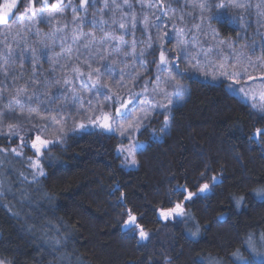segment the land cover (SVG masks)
<instances>
[{"label": "trees", "instance_id": "1", "mask_svg": "<svg viewBox=\"0 0 264 264\" xmlns=\"http://www.w3.org/2000/svg\"><path fill=\"white\" fill-rule=\"evenodd\" d=\"M171 1L152 0L150 6L156 10L145 14L139 9V0H129L134 7L126 11H135L140 23L134 36L129 30L124 39L144 41V15L152 24H159L161 34L168 31L172 22L164 15L163 4H173ZM55 2L50 0L49 6ZM71 3L75 6L79 0ZM102 4L103 0H94L93 6H86L85 15L100 20ZM71 9L63 8L60 17L69 20ZM218 11L212 8L205 15L213 13V17ZM224 11L234 22L211 19L219 37L245 47L255 40L253 48L263 54L264 11L257 13L252 7L237 11L230 6ZM120 15L116 12L115 18ZM111 17L112 12L103 17L109 20L104 30L115 39L123 33L118 25H111ZM79 25L85 34L92 32L97 37L102 33L97 26ZM36 27L24 35L30 40L28 49L22 40L17 41L21 38L17 33L14 40L0 36V52L6 51L3 42L7 39L19 57L6 65L11 73L7 78L0 67V111L8 109V100L17 88H25L27 94L35 92L39 97L31 105L40 109L32 114L35 119L55 115L74 121L85 102L71 99L62 74L49 67L51 51L57 47L49 32L52 25L39 22ZM61 32L57 36L69 42V30ZM33 48L45 51L46 56L33 60ZM3 63L0 56V65ZM192 71L189 78L177 75L186 93L169 108L167 131L162 130L161 121L153 123L152 132L142 131L139 139L144 146L135 154L134 167L124 165L119 157L117 135L83 129L43 153L44 175H36L34 181L24 160L33 156L29 149L23 152V159L14 157L11 149L20 146L18 139L1 137L0 175L6 171L8 177L6 182L0 180V259L10 264H243V257L259 264L264 259L256 255L264 254V199L253 189L264 187V137H250L256 128L264 127V114L232 94L224 80L208 81ZM41 102L51 111L44 112ZM15 111L19 114L20 109ZM24 115H29L26 109ZM24 127L21 136L32 125ZM36 134L32 131L31 137ZM206 168L210 171L201 179ZM204 183L211 185L207 194L184 203L187 215L166 221L159 216L161 209L183 200L172 194L177 186L199 193ZM241 196L243 202L238 204ZM121 199L122 204L118 203ZM129 208L150 234L149 239L140 241L138 233L133 237L123 227L127 217L121 214ZM249 238L257 247L255 253L247 247Z\"/></svg>", "mask_w": 264, "mask_h": 264}, {"label": "rangeland", "instance_id": "2", "mask_svg": "<svg viewBox=\"0 0 264 264\" xmlns=\"http://www.w3.org/2000/svg\"><path fill=\"white\" fill-rule=\"evenodd\" d=\"M151 1L152 0H139V3H140L139 6H141V3L145 5L144 8L140 7L139 9L144 10L145 14L155 12L156 8L153 9L154 5L150 6V4L152 3ZM227 1L230 4L232 3V0H226V2ZM119 2L122 3V0H119ZM171 2L173 4H169L167 6L163 4V6H165L164 15L166 14L165 16L166 17L168 16L167 18H169L172 22L171 27L167 31L170 34L169 35L170 42L168 44L164 43V47L165 49L168 50L169 57L172 60H175L181 48L185 50V54H186L185 58L179 61L180 73H185V70H187L186 75H188L189 70H193L192 71L193 75H197L199 77H202L203 79H206L212 82L224 80L226 85L228 86V84L232 82V78L222 77L219 70H214V66H217L220 64H227L229 71H231L232 70L231 64L235 63L237 60H240L241 57H243L242 63L245 65L247 64L249 60H251L252 62L256 64L264 65V53L262 54L261 51H256V50L253 51V47L256 48V44H254L255 40L247 43V47H245L244 43H241L238 41L237 43L236 40L231 41V40L221 39L218 35L217 30L215 29L214 23L211 22V19H209L210 15L213 13L205 15V11H206L205 10L203 13V19H202L200 8L198 6H194V5H198L199 0H172ZM238 2L246 5V7L250 5V7H252L253 10H255L257 13L264 11V0H238ZM78 5L79 3L75 6H78ZM257 5H260V7L257 8L256 7ZM36 6L39 7L40 5L38 4ZM232 9L240 11L243 8H240V9L232 8ZM49 10H51L50 6H49ZM64 11L65 10H63L62 8L56 14L55 18L52 19L51 21H49L48 19L47 12H45L44 14L45 18L42 23L47 24V26L48 24L52 25V28L49 29V32L53 34V37H52L53 43H55L57 46L55 50L51 51L53 55V60H52L53 62L51 61V63L49 64V67L51 69L57 68L56 71H59V73L62 74L63 82H64L65 76L67 77V80L69 81V83L66 84L67 85L66 88L68 89V94L70 98L71 99L75 98V100L84 101L85 105H81L82 113L78 117H76V120L66 121L67 119L58 118V122L55 123L52 127L48 128V131L45 135L49 139H54L58 129L60 128L64 129L63 138L60 139L58 142L49 145L48 149L56 145L59 146L65 140L67 135L71 133L78 132L83 129L84 130L85 129H99L107 133H113L117 135L120 141L118 149H117L119 157L121 158L124 165L128 167H134L135 165H131L130 161L126 160L128 153L120 152L119 149L121 147L125 149L131 147L134 153V158H135V154L138 152L139 149H141L144 146V142L139 139V136L142 134V131L149 129L152 132L151 126L153 125V123L157 121H161L164 127V118L167 115V112L172 105H169L167 109H159V108H156L155 105L157 104V102H160V101H163L166 104L167 100L164 99L162 93L163 92L171 93L172 84H174L177 80L180 83L181 81L176 75V73L173 72L172 81L166 84L165 81L168 78L167 72L158 73L156 71L155 64H152L151 66H149V62L152 61L153 59V56L151 54H148L144 58L143 66H141L140 63L135 62L130 55L125 56V53H131L133 51V49L130 47L134 39L133 37H131L130 40H127L129 47L123 48L119 53H117L116 51V48L118 47V45H115L114 42L120 36H117L114 39L112 37L111 32L107 30H104V32H102L96 37V41L99 42L107 33L108 38L110 39V41L113 42L111 45L104 46V48L106 49V51L104 52L100 51L98 43L96 46H91L89 40L74 41L73 39L74 35L78 36L80 35V33H84L79 28L80 26L79 24L82 23L81 20L87 14L85 15V11L83 9L75 13L71 9L72 16L69 20H67V19H62L60 17L61 14L64 15ZM74 17L77 18L75 20V23L73 22ZM181 17L183 18L181 19ZM92 20L93 19L90 18V16H86V21L83 23H87L91 27H93L94 25L91 23ZM57 21L60 22L61 31H64L63 30L64 25L67 24V30H69V33L71 35L69 42H65L62 36H59V37L57 36V33H56ZM39 22L40 21L38 20H34L32 22V32L35 31V29L37 28L36 25L39 24ZM8 27L11 29V32H12V35H10L9 37H12L14 40V38H17V37H14L15 34L18 33V31L21 32L24 25L22 23L17 24L13 21L11 24H9ZM75 28H79V32H74ZM160 30L161 29H158V27H152L146 30L143 26L142 32L145 35V39L144 41L142 40V43H140L139 41L138 46L135 48V52L139 53L141 50L147 49L149 37H151L152 41L156 45L155 59L158 61L161 38L163 37L162 36L163 33H165V30H162L163 33L161 34ZM61 31L59 32V34L62 33ZM6 32H7V29L0 28L1 38L5 36ZM90 33L92 34V32ZM25 34L28 35L29 33L23 32V35ZM26 38L28 39V37ZM17 41H21V38L17 39ZM29 41L30 40H27L26 44L23 41H21L20 43H22V45L25 46V49L26 48L28 49ZM46 41H47V44H48V41L49 43H51L50 38L49 40H46ZM85 45H89V47L86 49ZM260 48L261 49L264 48V35H263L262 47ZM62 51H63V55H60ZM109 51L111 52V55H108ZM148 51L150 52L151 50L149 49ZM101 55L107 56V59L105 61H101L100 59ZM88 63H91L93 68L101 67L103 63H107L113 67L115 79H113L112 76L108 74L103 75V78H102V82L110 86L112 94H118L125 100L131 99V97L128 94L129 92L140 95V99L135 101L134 105L132 103L128 105V107L131 109L130 114L125 118L118 119L112 131L104 130L99 127V123L102 122V120L98 121L95 124L92 123V119H94L96 116L102 117L103 112L111 111L113 115L115 114V109L109 107L110 102L106 101V98L104 96L97 95V93L92 91L90 87L82 86L79 79H74V73L72 69L76 66H82V71L85 73V79H87L88 69L86 65ZM65 66H67L66 69H65ZM148 68H151L152 70L150 74L146 73V69ZM129 72L131 73V76H128ZM262 72H264V68L256 67V68L248 69V74L257 78V82L252 83L251 81H248V88L246 90H248L250 93L249 98L247 99V102L251 106L254 102L252 99V91H255L256 93L255 103L257 106L254 109L257 112L264 114V111L260 110V105L262 102H264L260 98L261 91H264V85H261L259 83V77L261 76ZM121 73L125 74L123 78V87H121V84H120ZM138 73L144 74V75L139 80V82L134 85L131 77H135ZM204 73H207L208 75L205 76ZM157 76H159V82H157L156 80ZM213 77H217V78L213 79ZM244 80L245 81L247 80V76L244 77ZM243 82L244 81H241V83ZM145 89H147V91H145ZM231 93L239 97L242 95L236 92H231ZM174 100H175V103H177L180 100V97H174ZM116 106H119V105H116ZM161 111H163L164 113L163 115L158 114ZM145 116H147L148 118L142 119ZM52 117H56V116L51 115L43 120H40V117H36L35 120L39 121V123L43 125L44 120L50 121ZM6 123L7 122H5L3 126H0V138L1 137L6 138L7 136L13 138L8 132ZM27 123L33 125V121L25 122L24 120H22L21 128L23 129V131L25 130L24 126ZM81 123L85 125V128L81 129L79 127ZM136 123L143 124V127L140 129V131L136 130L135 128ZM130 126H131V130H130ZM23 131H20L15 137L16 139H18L20 145H21V142L19 138L21 137ZM122 131L125 133L124 136H121ZM12 149H11V154L14 157H17L20 159H23V152L26 149H29L30 151L29 153L32 154L33 156H31V158H28V160L24 159L26 162V168L30 171V174H32V176L39 175V173L35 172V170L32 168L31 163H30V160L35 159L34 152L30 148V140H29L28 147H24V148H21L20 146L15 147V149L21 152L20 156H17L16 153L12 151ZM7 177H8L7 172L2 171L0 175V180L2 182L3 181L6 182ZM179 217L180 216H177L175 218L178 219ZM175 218H169V219L173 220ZM162 219L166 221L164 218ZM256 251H257V247L255 248V252Z\"/></svg>", "mask_w": 264, "mask_h": 264}, {"label": "snow or ice", "instance_id": "3", "mask_svg": "<svg viewBox=\"0 0 264 264\" xmlns=\"http://www.w3.org/2000/svg\"><path fill=\"white\" fill-rule=\"evenodd\" d=\"M49 2L50 0H3L2 3H0V28L7 29V32L5 33V36L12 35L11 29L8 27L9 24H11L13 21H15L17 24L22 23L24 25L21 32H18L17 35L21 37V40L26 44L27 38L23 35V32L32 33V22L34 20H38L40 22L44 21V14L47 12V16L49 21L55 18L56 14L62 9V8H68L71 7L72 11L79 12L80 10H84L85 13L87 11L86 6H93L94 0H79L78 6H73L71 3V0H68V3L65 4L64 0H56L55 3L50 4L49 10ZM96 3H99V0H95ZM39 4L40 6L37 7L36 5ZM23 6V11H20V6ZM198 6L201 10V18L203 19V13L205 10H210L212 8L219 9L213 17H209V19H217L218 21H227L229 23H233L234 20L232 18H229L225 14V9L229 6L234 9H240L245 8L246 5L239 3L238 0H232L231 4H226L225 0H199ZM134 6L129 3V0H122V3L119 2V0H103V4L98 9L99 16L101 17L100 20L93 19L92 24L94 26H97L100 28V30L103 32L104 28L108 26L109 20L104 19L103 17L108 14V12H112L111 17V25L113 27L118 25L119 30L122 31V35L114 42L115 45H118L116 48L117 53H119L123 48L129 47L127 41L124 39V36L129 33V30L132 31L133 36L135 31L137 30L138 24L140 23L138 19V14L135 11H126L131 10ZM145 5L141 3V8H144ZM247 7H250L248 5ZM257 8L260 7V5L256 6ZM116 12H120L121 15L119 16V19L115 18ZM234 15H239V12L234 13ZM183 17H181L182 19ZM77 18L74 17V23ZM159 19V17L157 18ZM86 21V16L81 20V22ZM143 24L144 28L150 29L152 27H159L158 24L154 25L152 22L148 19V17L145 15L143 18ZM67 30V24L64 25V29ZM61 31L60 28V22L57 21L56 24V33H59ZM74 32H79V28H75ZM169 33L167 30H165L164 36L161 38V44H160V51H159V60L157 61L155 59V52H156V45L152 41L151 37H149L148 41V48L141 50L139 53L135 52V48L138 46V43L135 38L133 39L132 44L130 47L133 49L131 53H125V56L130 55L132 59L135 62L140 63L141 66L144 65V58L151 54L153 56V59L151 61L152 64L156 65V71L159 72H167L168 78L166 79L165 83H170L173 79L172 73L175 72L178 76H183L184 78H189L186 75L187 70H185V73H180L179 71V61L181 59H184L186 54L185 50L183 48L180 49L177 57L175 60L170 59L168 50L165 49L164 43L169 40ZM74 41H80V40H89L91 46H96L97 43L99 44V48L101 52L106 51L104 48L105 45H111L113 42L110 41V39L107 36V33L105 36L99 41H96V37L94 34L88 33H80V35L73 37ZM4 49L6 51L0 52V56L3 57L4 63L3 65H0V67L4 68L3 75L5 78H7L11 73L7 71L6 65L13 61L14 59H18L19 57L16 56L15 49L11 47L7 43V39L3 42ZM19 46V45H18ZM89 45H85V48L87 49ZM151 50L150 52L148 50ZM255 49L253 48V51ZM70 51V50H69ZM60 55H63V51ZM108 55H111V52H108ZM31 56L33 60H35L38 56H46V52L43 50H38L36 48L31 49ZM25 60L27 59V53L25 51L24 57ZM101 61H105L107 59V56L101 55L100 57ZM243 57H241L240 60H237L235 63L231 64V71H229L227 64H220L217 66H214V70H219L222 77L232 78V82L228 84V89L231 92H236L238 94H242L240 96V99H243L245 102H247V99L249 98V91L246 90L248 88V81H251L252 83L257 82V78L253 77L252 75L248 74L249 68H264V65L256 64L249 60L247 64H243ZM34 67H38V65H34ZM88 71H87V79H85V73L82 71V66H76L72 69L74 73V79H79L82 86L84 87H90L92 91L96 92L97 95L104 96L106 98V101H109V107L115 109V114L113 115L111 111L109 112H103L102 117L96 116L94 119H92V123H97L98 121H101L99 123V127L104 130L112 131L114 128V125L118 119L127 117L131 109L128 107L130 103L134 105V102L140 99L139 94H134L129 92V96L131 97L130 100L123 99L118 94H112L111 88L108 84L102 82L103 75L108 74L111 75L113 79H115L114 75V69L111 65L107 63H103L101 67L93 68L91 63H88L86 65ZM67 66H65V69ZM103 69V70H102ZM151 68L146 69V73H151ZM144 74L138 73L135 77H131L133 80V84L139 82V80L142 78ZM205 76H207V73H204ZM125 74L121 73V87H123V78ZM128 76H131V73H128ZM247 76V80H244V77ZM217 77H213V79H216ZM157 82H159V76L156 77ZM241 81H244L241 83ZM15 82V80H14ZM33 83H38L37 81H32ZM150 82V81H149ZM223 83V81H221ZM64 83L67 84L69 81L67 80V77L64 78ZM147 83V82H146ZM259 83L261 85H264V72L261 73V76L259 77ZM147 91V89H145ZM186 90L184 89L183 85L177 80L174 84H172V92H163L162 95L165 100H167V103L165 104L163 101L157 102L155 105L156 108L159 109H167L169 105H174L175 100L174 97H180L185 95ZM55 93H53V97H55ZM260 98L262 101H264V91H261ZM252 99L253 104L252 107L255 108L257 105L255 103L256 99V93L255 91H252ZM39 101V97L36 95V93H32L31 95L27 94L25 88H17L16 92L9 98L8 100V109L6 111H0V126H3L6 123V127L8 129L9 134L15 138L16 135L23 131L21 128V120L23 119L25 122L27 121H33L32 128L28 130V132L20 137L21 140V148L28 147L29 146V140H30V148L33 150L35 159L30 160L32 168L35 170V172L39 173V175L43 176V168L41 167V161H42V153L46 152L49 145L58 142L60 139L63 138L64 129L60 128L57 130V133L54 137V139H49L45 135L48 131L49 127H52L55 123L58 122L57 117H52L51 120H44L43 125L39 123V121L35 120V117L32 114L38 113L40 109L32 107L33 101ZM75 101V98H74ZM51 102V101H49ZM146 103V102H144ZM119 105V106H116ZM27 106V107H26ZM19 108L20 112L19 114L16 113V109ZM41 108H43L44 112L51 111V109L45 107L43 103L41 102ZM25 109L29 113L28 116H25ZM260 110L264 111V102L260 105ZM159 115H163V111L158 113ZM148 117L145 116L142 119H147ZM41 120H43V117H40ZM169 124V117L165 116L164 118V129L163 131H167V126ZM79 127L81 129L85 128L84 124H80ZM143 127L142 123H136L135 128L137 131H140V129ZM131 130V126H130ZM35 131L37 134L34 138L31 137V132ZM125 133L122 131L121 136H124ZM261 137H264V127L262 128H256L255 132L251 135V139L257 140ZM0 151H3V149H0ZM13 152L16 153L17 156L21 155V152L17 149H12ZM120 152H127L128 156L126 157V160H129L131 165H136L137 161L134 158V153L131 147L125 149L121 147L119 149ZM210 171L209 168L205 169V173L201 174V179L206 176V173ZM36 177L33 176V180L35 181ZM212 184H215L216 177L213 176L212 178ZM211 185L209 183H204L199 188V193H193L192 191H189L186 188H182L180 186H177L175 189H173V193L175 195L183 196L182 202L175 203L174 206H169L166 210L161 209L159 212V216L164 218L165 220L169 218H175L177 216L181 215H187V213L184 211V203L190 201L193 199L195 195L203 194L207 191H209ZM253 192L264 199V187H260L257 189H253ZM123 196V194H122ZM244 197L241 196L237 199V203L240 204L243 202ZM118 203L122 204L123 199L118 201ZM169 204L171 205V200H169ZM126 215V219L123 221V227L128 230L129 233L133 237L136 236L138 233L140 241H145L149 239L150 234L144 230L142 225L139 223V218L133 213L132 209L129 208L126 210V212L121 214ZM198 231V230H197ZM196 233H193L195 235ZM58 243V242H57ZM247 247L250 251L255 253L256 245L252 242L251 238H249ZM234 255L239 256V253H236ZM256 255L264 256V254L256 253ZM240 259L243 261V264H253L252 261L246 260L243 257H240ZM0 264H10L5 259H0ZM259 264H264V259H262Z\"/></svg>", "mask_w": 264, "mask_h": 264}, {"label": "flooded vegetation", "instance_id": "4", "mask_svg": "<svg viewBox=\"0 0 264 264\" xmlns=\"http://www.w3.org/2000/svg\"><path fill=\"white\" fill-rule=\"evenodd\" d=\"M205 194H207V192H205V193H203V194H198V195L204 197Z\"/></svg>", "mask_w": 264, "mask_h": 264}]
</instances>
